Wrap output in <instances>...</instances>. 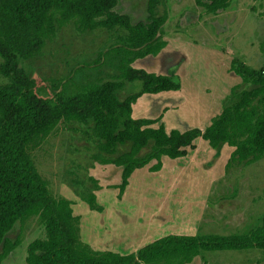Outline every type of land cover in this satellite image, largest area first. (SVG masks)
<instances>
[{"label":"trees","instance_id":"16d2710c","mask_svg":"<svg viewBox=\"0 0 264 264\" xmlns=\"http://www.w3.org/2000/svg\"><path fill=\"white\" fill-rule=\"evenodd\" d=\"M162 0H146L145 21L132 22L114 8L117 0H0V264L17 246L6 234L15 222L35 217L43 237L25 247V264H188L207 250L264 249V206L258 222L244 233H169L142 245L134 252L118 253L92 249L79 239V216L71 202L53 197L46 180L32 161L37 148L61 122H75L95 149L90 157L103 165L119 168V182L112 185L119 198L130 173L148 165L160 168L162 156L182 157L200 138L213 149L216 158L223 144L232 147L224 163L245 165L264 155V70L243 63L230 64L239 82L229 87L220 111L202 128L165 130L149 117L131 115L132 104L142 94L178 90L176 73H154L135 68L136 58L157 54L166 44L160 37L165 13H158ZM229 0H207L206 12L215 13ZM77 32L102 29L109 45L102 53L115 73L42 97L22 62L34 58L45 42L65 25ZM138 81L135 92L120 98L125 82ZM124 146L122 151L119 147ZM148 147L147 151L140 153ZM92 190L99 186L92 178ZM79 183V182H78ZM74 193L92 210L100 211L92 192ZM264 194V193H263ZM202 264H206L202 262Z\"/></svg>","mask_w":264,"mask_h":264},{"label":"rangeland","instance_id":"374dc122","mask_svg":"<svg viewBox=\"0 0 264 264\" xmlns=\"http://www.w3.org/2000/svg\"><path fill=\"white\" fill-rule=\"evenodd\" d=\"M206 1L162 0L158 5L157 12L165 13L160 37L166 44L155 55L134 59L131 66L161 74L174 72L179 77L180 87L174 91L141 95L132 104L131 115L156 119L152 125L160 122L166 131L202 129L220 111L229 87L239 82V77L229 70L230 64L243 63L250 69L264 70V0H229L225 8L215 13L205 11L203 3ZM145 4L146 0H117L114 9L127 14L132 22L145 21ZM109 43V35L102 29L77 32L68 24L47 40L34 58L22 62V66L34 79L36 92L50 97L72 88V83L107 80L115 73L112 63L102 55ZM4 82L0 76V84ZM137 88L138 81L125 82L118 95L122 98ZM82 128L75 122L57 124L31 152L32 161L41 178L46 180L51 196L64 197L72 203L73 211L79 216L82 242L91 248L95 243V247L125 251L121 247L131 246L130 240L123 235L125 231H131L156 210L161 214L165 208H159L158 204L163 201L160 196L156 201V196L141 195L139 191L144 184L137 179H132V187L121 200L115 196L112 186L94 193L88 178L100 186L114 183L110 172L113 165L103 166L90 157L95 149L80 132ZM202 142L195 153L196 146L193 150L186 148L187 156L181 162L185 167L180 178L185 181L200 185L216 178L206 194L202 221L199 219L195 233H244L258 222L264 206V155L254 162L225 168V154H229L230 147L223 144L219 149L222 155L217 159L212 158V149ZM124 148L119 147L118 151ZM147 149L143 148L140 153ZM74 190L92 192L101 210L88 209ZM198 196L193 193V197ZM175 199H170L168 204L165 202L168 211H186L181 203L192 202L189 193L180 194V200ZM193 205L197 207L196 203ZM6 237L11 241L18 237L19 243L1 264H25L27 243L42 238L43 229L35 217H30L22 223L15 222ZM119 237L121 240L113 244ZM99 243L103 245H96ZM200 254L203 258L196 256L189 264H264V249L256 247L207 250Z\"/></svg>","mask_w":264,"mask_h":264},{"label":"crops","instance_id":"0c3cea01","mask_svg":"<svg viewBox=\"0 0 264 264\" xmlns=\"http://www.w3.org/2000/svg\"><path fill=\"white\" fill-rule=\"evenodd\" d=\"M233 76H235V75H233ZM138 117H141V116H138ZM198 141H200V142L198 143ZM202 141L203 140H201L200 138H197L196 140H194V148L196 146L194 153L197 151L198 145L203 143ZM231 149H232V147H230L229 152L231 151ZM212 152H213V149H212L211 153ZM194 153L192 155H194ZM221 155L222 154L218 153V156L216 158L217 159L220 158ZM226 155L227 154H225V157H228V155L227 156ZM185 156H187V155H184L180 158L178 157V159L176 158L177 160H175V158L174 159H169V158L165 159L167 157L162 156L160 158L161 165L157 171H149L147 165H145L141 168L134 169L130 173V175L128 177L127 185L124 187L119 198L116 196L117 189L114 188L116 190L115 196L117 197L118 200H121L122 198L125 197V194L128 192L130 187H132V185H133L132 179H137L138 182H141V183L143 182V184H144V187L142 189H140V191H139V192H142L141 195L142 194L144 195L146 193L149 197L156 196L155 197L156 201H157V197L160 196V198H161L160 201H163V202L160 205L158 204V206H159V208L164 207L165 210L163 212H161V214L159 212H157V210H156L154 212L155 214H149L147 220L141 221L138 225H135L131 231H130V229L125 231V233L123 235L126 237L127 240H130V245H131L129 248H127L126 246L121 247V248H125V251L118 252V251H116L115 247H113V245H111V246L109 245L110 247H113L111 249H104L103 247H95L94 246L95 243L92 245V249L110 250V251L118 252V253H128V252H134L136 249H138L142 245L154 240L155 238H158V236L161 237V235L165 234V233L166 234H169V233L188 234V235L194 234L196 231V228H198V225L200 224L199 219L202 221V210L204 208L205 197L207 196L206 194L209 193L210 187H211L212 183L214 182V179H216V178H211L209 180L201 182L200 185H195L194 182H190V181L188 182V181H185L182 178H180V176L184 172L183 168L185 166L181 162L183 161V158L185 159ZM151 163L148 165H151ZM106 165L111 167L110 164H106ZM116 169H118V167L112 166V168L110 170V172L112 171L111 175L113 176V178L116 182L114 181V183L106 184V185L101 184L102 186H100V184H98L99 188L97 190H94L93 191L94 193H97L98 190L110 187V186L115 185L119 182V180H120L119 169H118V171L115 172ZM175 170H177V172ZM149 178H151V179H149ZM188 185H190V186L188 187ZM184 187H186L187 189H184ZM185 193L186 194L189 193L190 199L192 202L187 203V205L181 203L180 206L184 207L185 209L187 208V210L183 211V212H174L173 209H172V211H168L169 207H167L168 205H166L165 202H167V204H168V203H170V199H173V200L175 199L172 196H176V198L179 199L180 194L185 195ZM193 193L195 196L198 194H199V196L193 197ZM177 199H175V200H177ZM193 203H196L197 207H195V205H193ZM70 206L72 209V203ZM188 206L191 208L190 210H188ZM196 208H197V212H194V210ZM88 209H90V208H88ZM179 209H177V210H179ZM93 211H95V210H93ZM72 213L75 214L73 209H72ZM118 234H121V232ZM123 239H124V237L122 238V240ZM120 240H121V237H119L117 239L115 238V240H113V244L118 243ZM108 244H110V243H108ZM96 245L102 246L103 244L99 243ZM110 247H108V248H110Z\"/></svg>","mask_w":264,"mask_h":264}]
</instances>
